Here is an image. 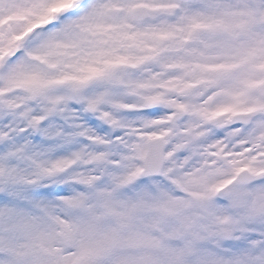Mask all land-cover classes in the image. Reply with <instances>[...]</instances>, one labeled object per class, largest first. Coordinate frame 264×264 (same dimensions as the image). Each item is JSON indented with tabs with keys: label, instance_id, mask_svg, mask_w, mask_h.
I'll list each match as a JSON object with an SVG mask.
<instances>
[{
	"label": "snow or ice",
	"instance_id": "6c2138e0",
	"mask_svg": "<svg viewBox=\"0 0 264 264\" xmlns=\"http://www.w3.org/2000/svg\"><path fill=\"white\" fill-rule=\"evenodd\" d=\"M0 264H264V0H0Z\"/></svg>",
	"mask_w": 264,
	"mask_h": 264
}]
</instances>
